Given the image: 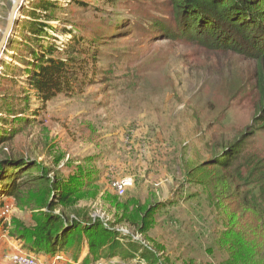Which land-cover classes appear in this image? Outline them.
Wrapping results in <instances>:
<instances>
[{
    "label": "rangeland",
    "instance_id": "1",
    "mask_svg": "<svg viewBox=\"0 0 264 264\" xmlns=\"http://www.w3.org/2000/svg\"><path fill=\"white\" fill-rule=\"evenodd\" d=\"M12 4L0 0V39ZM35 12L38 22L51 28L42 38L30 33ZM173 12L171 0L24 1L0 58V137L7 138L0 144V160L12 156L56 171L50 180L58 176L73 192L62 206L66 214L73 217L78 210L83 218L115 228L130 251L97 258L83 236L66 251L35 254L11 235V245L0 247L4 264H20L14 261L20 254L44 263L150 264L142 248L156 253L161 264H240L228 261L224 231L232 216L241 218L235 229L256 218L252 203L242 209L241 202L257 190L249 182L234 190L236 182L222 191L224 178L231 184L233 175L212 164L244 136L242 157L260 158L256 165L264 176V129L254 123L258 66L235 52L211 50L177 34L169 37L177 27ZM76 37L83 41L72 58L86 77L72 91L43 103L32 86L30 73L37 70L28 65L32 52L42 56L55 46L53 58L66 59ZM246 161L250 167L243 171L249 174L255 163ZM20 170H0V198L11 205V219L25 209L5 185L14 176L17 180L16 174L22 182L39 172ZM123 178L132 185L119 193L112 184ZM46 186V181L29 182L23 203L30 204L35 194L45 206ZM61 196L54 191L50 198ZM259 203L264 218V199ZM33 216L26 222L35 223ZM146 218V231L134 229V222ZM260 241L255 259L242 264H264ZM251 248L247 243L239 255L249 258L256 252ZM134 249L140 252L130 258Z\"/></svg>",
    "mask_w": 264,
    "mask_h": 264
},
{
    "label": "trees",
    "instance_id": "2",
    "mask_svg": "<svg viewBox=\"0 0 264 264\" xmlns=\"http://www.w3.org/2000/svg\"><path fill=\"white\" fill-rule=\"evenodd\" d=\"M171 2L177 27L169 37H174L177 34L202 47L211 50L235 52L256 61L258 66L257 88L260 99L256 107L254 123L259 125L260 129H264V0H171ZM44 5L46 8L49 3L45 2ZM31 16L36 22L32 23L33 27L30 33L36 38L47 36L46 29H51L50 26L38 22L41 16L37 15L36 12L31 13ZM82 41V38L77 37L72 40V44L69 45L66 51L68 57L66 59L53 58V55L59 50L55 46L51 50L48 48L44 50L42 56L34 51L32 52L34 61L37 63L33 61L28 65L34 66L37 70L29 73L33 78L32 86L36 91V96L43 103L51 101L59 93L72 91L80 77H86L82 64L72 58V55L76 53L74 52L75 47ZM6 140L7 138L0 137V144L6 142ZM245 140L244 136H241L231 146L223 149L224 153L222 152V155L217 156L215 163L212 164L217 163L216 165L223 172H230L233 175L231 184H227L228 178H224L227 183L222 184L224 186L221 187L222 191L228 190V186L236 182L234 190H240L243 188L241 185H245L247 182L254 185L257 190L251 192L250 195H246L241 202L242 209L252 203L254 209L252 213L256 218H250L249 223L246 222L244 228L240 226L235 229V224L241 221V218L232 216V218H229L230 229L224 231L225 248L229 254L228 261L229 263L240 261V264L255 259L258 251L257 242H262L260 238L264 239V218H260L262 206L259 203L260 199H264V176L263 174L259 175V171H262V169L257 168L256 165L260 163V158L242 157ZM249 158L254 161L255 166L247 174L246 171H243V168L249 169L250 166L246 161ZM8 167L21 169L20 171L23 169V173L28 169H39L37 176H33L30 181L20 182V178L18 179L16 174L17 180L14 176L11 182L4 187L8 191L9 197L14 199L20 208L34 212L35 225L33 227H27L16 218L12 221L13 230L11 235L23 247H27L35 254L48 253V255H55L66 251L73 244H78V242L80 244L82 237L85 236L90 254H96L97 258L102 256L103 252L112 257L129 253L130 249L124 250L123 245L119 242L118 233L113 230L115 228L108 227L99 219L83 218L82 212L78 210L74 211L73 217L66 214L65 208L62 206L67 205L73 192H67L65 182L60 181L58 176L50 180L49 174H57L56 171L48 170L36 161L16 160L12 156L0 160V170ZM35 181L49 183V186H46L43 190V193H46L45 206L42 205L41 200L35 194L30 195L34 198L30 201V204L23 203L24 189L29 186V182ZM226 184L227 186H225ZM54 191H59L62 194L60 200H51L50 196ZM38 203H41V206ZM58 207H62V209L57 214L55 210ZM262 212L264 213L263 210ZM146 221L147 218L146 220L140 219L134 222V229L143 233L147 230ZM247 243L252 247V251H256L249 258L239 255V249L246 247ZM137 252L140 251L134 249L130 258L136 256ZM142 257L150 264H161L157 254L145 248H142Z\"/></svg>",
    "mask_w": 264,
    "mask_h": 264
},
{
    "label": "built area",
    "instance_id": "3",
    "mask_svg": "<svg viewBox=\"0 0 264 264\" xmlns=\"http://www.w3.org/2000/svg\"><path fill=\"white\" fill-rule=\"evenodd\" d=\"M132 185V180L129 178H123L122 180L116 181L112 184V187L119 193L125 192ZM5 199V198H4ZM4 199L0 198V225L9 222L12 217V207L6 203ZM15 262L20 264H57V262L44 263L34 256L27 254H20L14 257ZM0 264H4V261L0 258Z\"/></svg>",
    "mask_w": 264,
    "mask_h": 264
},
{
    "label": "crops",
    "instance_id": "4",
    "mask_svg": "<svg viewBox=\"0 0 264 264\" xmlns=\"http://www.w3.org/2000/svg\"><path fill=\"white\" fill-rule=\"evenodd\" d=\"M33 214H34V212H32V211H20V210L17 211L16 210L15 215H14V219L16 218V219L22 221L25 225L33 227L35 225V223L31 222L30 219L28 220V223L26 222L28 219L27 217L32 218ZM12 219H11V221H12ZM11 221H9L8 224H2V225H6L5 228H3V229H2V227L0 228V247L5 242H8L11 245V240H9L11 237V231L13 230V225H12ZM8 235H9V237H7ZM11 238L13 240H16L15 242L18 245L22 246V244L17 239H15L14 237H11ZM42 258L45 259L43 256H42Z\"/></svg>",
    "mask_w": 264,
    "mask_h": 264
},
{
    "label": "water",
    "instance_id": "5",
    "mask_svg": "<svg viewBox=\"0 0 264 264\" xmlns=\"http://www.w3.org/2000/svg\"><path fill=\"white\" fill-rule=\"evenodd\" d=\"M25 0H13V4L10 8L9 16L4 31L0 39V58L3 54L4 49L6 48L10 32L14 26V23L17 20L18 14L24 5Z\"/></svg>",
    "mask_w": 264,
    "mask_h": 264
}]
</instances>
